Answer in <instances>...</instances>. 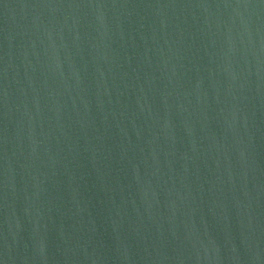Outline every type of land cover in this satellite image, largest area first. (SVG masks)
Segmentation results:
<instances>
[{
    "label": "water",
    "instance_id": "water-1",
    "mask_svg": "<svg viewBox=\"0 0 264 264\" xmlns=\"http://www.w3.org/2000/svg\"><path fill=\"white\" fill-rule=\"evenodd\" d=\"M0 264H264V0H0Z\"/></svg>",
    "mask_w": 264,
    "mask_h": 264
}]
</instances>
